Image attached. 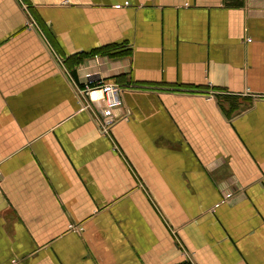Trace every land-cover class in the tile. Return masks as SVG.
Here are the masks:
<instances>
[{
	"label": "crops",
	"instance_id": "0c3cea01",
	"mask_svg": "<svg viewBox=\"0 0 264 264\" xmlns=\"http://www.w3.org/2000/svg\"><path fill=\"white\" fill-rule=\"evenodd\" d=\"M106 46L129 54L78 64ZM99 82L122 89L113 141L81 93ZM14 260L264 264V0H0Z\"/></svg>",
	"mask_w": 264,
	"mask_h": 264
},
{
	"label": "built area",
	"instance_id": "2783aa9c",
	"mask_svg": "<svg viewBox=\"0 0 264 264\" xmlns=\"http://www.w3.org/2000/svg\"><path fill=\"white\" fill-rule=\"evenodd\" d=\"M30 25L33 26L34 23L30 22ZM81 93L88 99L85 108H95L99 111L98 118L101 133L113 141L112 131L119 118L116 111L124 105L121 87L112 83L99 82L98 86H86ZM128 117L129 114L124 116L125 119H128ZM115 148L118 149L116 144ZM70 229L75 230L77 233H81L82 231V228L74 224H71ZM17 263V261H13V264Z\"/></svg>",
	"mask_w": 264,
	"mask_h": 264
},
{
	"label": "trees",
	"instance_id": "16d2710c",
	"mask_svg": "<svg viewBox=\"0 0 264 264\" xmlns=\"http://www.w3.org/2000/svg\"><path fill=\"white\" fill-rule=\"evenodd\" d=\"M129 54V50H118L117 47L113 46V47H110V46H106V47H103V48H100V49H97V50H94L90 53H88L87 55L83 56L79 61H78V64L83 61L86 57L88 56H97V55H107V56H110V57H113V58H118V57H123V56H126ZM228 100V99H227ZM231 99H229V102H230ZM230 104V103H229ZM231 108H230V111L231 110H234V103L231 101ZM188 264V263H187ZM191 264V263H189Z\"/></svg>",
	"mask_w": 264,
	"mask_h": 264
}]
</instances>
